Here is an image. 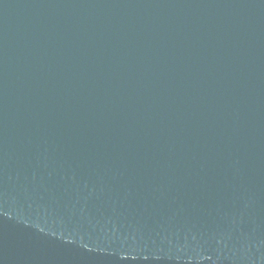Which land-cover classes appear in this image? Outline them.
<instances>
[{
	"label": "water",
	"instance_id": "obj_1",
	"mask_svg": "<svg viewBox=\"0 0 264 264\" xmlns=\"http://www.w3.org/2000/svg\"><path fill=\"white\" fill-rule=\"evenodd\" d=\"M0 264H264V0H0Z\"/></svg>",
	"mask_w": 264,
	"mask_h": 264
}]
</instances>
